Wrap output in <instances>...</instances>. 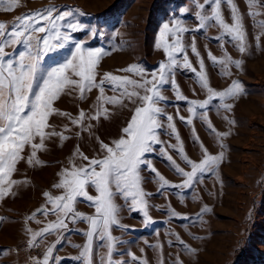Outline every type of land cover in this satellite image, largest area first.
Masks as SVG:
<instances>
[{
  "label": "rangeland",
  "instance_id": "1",
  "mask_svg": "<svg viewBox=\"0 0 264 264\" xmlns=\"http://www.w3.org/2000/svg\"><path fill=\"white\" fill-rule=\"evenodd\" d=\"M203 3L204 0H18V6L11 11L4 10L7 0L4 5H0V22L8 26L17 17L49 7L60 11L74 10L75 19L87 28L72 33V43L55 55L57 59L67 56L73 50L74 42H83L86 48H104L109 54L100 61L97 81L105 73L140 79L122 70L132 64L155 69L161 61H166L163 50L156 45L163 23L168 22L171 26L175 17L191 30L183 37L187 55L192 67L199 71V59L191 51L194 39L200 58L204 61L210 87L214 91H223L233 81H240L247 93L226 101L233 105L227 111L214 101V106L207 113L208 123L215 129L213 132L205 122L191 116L185 102H179L177 110L174 90L170 85L166 86L163 93L169 103L166 112L174 118L185 154L194 162H199L204 152L202 142L209 154L223 153V159L215 173L206 175L202 182L182 195H178V190L174 188H168L160 194L155 175L144 170L142 187L152 194L147 199L149 216L154 221L147 227L142 213L130 211L125 201L117 195L115 203L121 206L119 221L123 225L111 229L112 236L118 241L112 257L117 264H140V261L145 260L147 264H177V258L182 264H264V27L259 24L264 21V0H256L255 7L251 8L248 0H233L242 17L249 45L244 54L227 38L223 42L214 39L222 32L215 22L202 31L195 30L199 27L195 14L200 10L198 5ZM203 11L210 15L211 6ZM221 11L226 23L231 25V11L226 3H222ZM182 12L188 15H181ZM249 12L258 14L250 16ZM92 27L97 29L95 35L91 32ZM5 51L13 53V48L7 47ZM209 52L217 59L228 54L233 60H241L242 65L240 68L230 65L231 75H222L223 69L219 65L213 66ZM175 80L180 92L188 100L207 99V91L200 87L195 74L189 70L178 69ZM105 94L118 95L107 87ZM86 95L87 99L81 100L78 90H66L54 107L73 117L80 110L94 114L93 106L100 95L99 89H93ZM106 107L110 113L108 119L101 118L98 123L90 121L94 125L92 135L83 132L77 136L79 128L66 117L54 115L50 122L57 131H63L64 126L68 125L71 131L65 135L70 139L64 141L63 145L58 137L46 141V150L38 153L43 165L32 167L25 161L18 163L11 179L21 183L13 185L11 192L15 195L0 200V264H33L36 259L42 260L47 248L52 245H55L54 259L50 260V264H55L56 259L59 264H81L76 258L86 243V236L82 234L89 228L86 222L66 221L68 232L46 235L42 240L38 238L35 248L27 246L31 234L26 229L39 232L49 222L56 220L55 215L49 213L45 216L38 210L42 207L51 208L43 195L45 191L53 196L61 194V190L55 189L53 185L59 182L61 170L71 167L70 160L77 146L85 156L92 158L102 155L100 141L111 144L123 135L122 129L131 120L135 105L125 99L124 105ZM180 117L185 120L192 118L193 125L186 124ZM167 132L165 129L160 139L166 142L164 147L168 154L180 167L190 171L178 152L167 148L168 144H177L175 137L170 133L165 134ZM223 132L228 135L221 140L216 133ZM197 135L199 141L195 140ZM28 154L26 148L25 157ZM148 158L170 184L183 182L184 178L176 174L161 155L159 146L154 153L148 154ZM75 163L81 165L87 164V161L77 158ZM89 192L96 195L92 188ZM205 206L210 211L200 221H195L196 215ZM169 208L189 219L173 218L168 214ZM76 210L86 215L95 214L94 207L86 202L78 203ZM33 213H36L35 219H27ZM193 236L199 238L193 239ZM177 238L196 249V252L186 251ZM58 239L61 243H57ZM107 254V246L94 237L92 264H106Z\"/></svg>",
  "mask_w": 264,
  "mask_h": 264
},
{
  "label": "snow or ice",
  "instance_id": "2",
  "mask_svg": "<svg viewBox=\"0 0 264 264\" xmlns=\"http://www.w3.org/2000/svg\"><path fill=\"white\" fill-rule=\"evenodd\" d=\"M5 2L6 0H0V5H4ZM248 2L250 8L255 7L256 0H248ZM222 3H226L230 8L231 25L224 19L221 11ZM209 5L210 15L203 11ZM17 6L18 0H7V7L4 10L11 11ZM198 8L200 10L196 12L195 19L199 27L195 29L196 31H202L211 22H215L222 32L214 39L223 42L227 38L234 43L241 54L248 51L249 45L243 20L233 0H204ZM257 14L249 12L250 16ZM181 15L188 13L182 12ZM75 16L76 13L72 9L60 11L49 7L17 17L11 26L0 22V200L15 195L11 189L13 185L21 183L11 179L17 171L18 163L25 161L32 167L43 165L44 162L39 159L38 153L46 150V141L58 137L63 145L64 141L70 139L65 135L66 132L71 131L68 125L64 126L63 131H57L56 126L50 122L51 117L54 115L66 117L72 125L79 128L77 136L83 132L92 135L94 125L90 121L98 123L101 118L108 119L110 113L106 105H124V100L127 99L135 105V108L131 120L122 129L123 135L113 140L111 144L100 141L102 155L92 158L85 156L77 146L70 160L71 167L62 169L59 173V182L53 185L55 189L61 190V194L53 196L45 191L43 195L51 208L42 207L38 210L45 216L49 213L55 215L56 220L49 222L39 232L26 229L31 234L27 246L35 248L38 246V238L42 240L46 235L54 233L63 235L68 232L66 221L86 222L89 228L82 233L86 236V243L76 259L81 264H92L95 237L108 248L106 264H117L112 257L118 241L111 234L114 226L123 227L119 221L121 206L115 203L117 195L125 201L130 211L142 213L147 227L154 221L149 216L150 206L147 199L152 194L142 187L144 170L155 175L160 194L168 188H174L178 190V195H182L202 182L206 175L215 173L223 159V153L209 154L202 142L201 147L204 148V152L199 162H194L185 154L174 118L166 112V107L169 106L168 98L163 94L166 86L170 85L174 90L178 102L177 110H179V102H185L191 116L205 122L213 132L215 129L208 123L207 113L214 106V101L227 111L231 110L233 105L226 101L247 93L240 81H233L231 86L223 91H214L210 87L204 61L200 58L194 39L191 51L199 59L200 70L193 68L189 61L183 37L191 30L184 27L182 21L175 17L171 26L168 22L163 23L159 31V43L156 45L158 49L163 50L166 61H161L155 69H147L142 64H132L122 70L140 79L105 73L97 81L100 61L109 54L104 48H86L83 42H74V48L67 56L57 59L55 55L72 43V33L86 30L87 26L75 19ZM259 24L264 27V21ZM91 32L95 35L97 29L92 27ZM38 33L43 35H37ZM221 46L223 47V44ZM7 47H12L13 53H7L5 51ZM208 55L213 66L219 65L223 69L222 75H231L230 65L237 68L242 65L241 60H233L228 54L221 59H217L210 52ZM178 69L189 70L195 74L200 87L207 91L206 100H188L180 92L175 80ZM106 87L118 95H106ZM93 89H99L100 93L93 106L94 114L80 110L79 114L73 117L70 113L54 107V103L66 90H78L79 98L85 100L86 94ZM180 119L188 125H193L192 118L185 120L184 117H180ZM229 123L234 122L229 121ZM165 129L168 130L165 134L170 133L177 140V144H168L167 148L177 151L190 171L180 167L168 154L164 147L166 142L160 139ZM216 135L222 140L228 133H216ZM195 140L199 141L198 135ZM158 146L170 167L184 178L182 183L170 184L153 166L148 154L154 153ZM26 148L29 150L27 157L24 155ZM77 158L87 161V164L77 165L75 163ZM90 188L95 190V196L90 194ZM80 202H86L90 207H94L95 214L86 215L77 211L76 205ZM209 211L207 206L202 208L196 215L195 221H200ZM168 214L176 219H189L171 208L168 209ZM35 216L36 213H33L27 219H35ZM198 238L193 236V239ZM177 239L186 251L193 254L196 252V249L189 247L182 239ZM57 243L61 241L58 239ZM54 247L55 245L48 247L43 259H36L33 264H50V260L54 259ZM55 264H59L58 259ZM140 264H147V261H140ZM177 264H182L178 258Z\"/></svg>",
  "mask_w": 264,
  "mask_h": 264
}]
</instances>
